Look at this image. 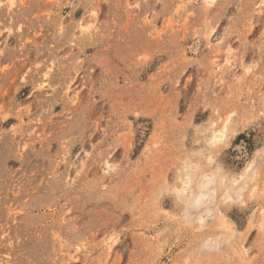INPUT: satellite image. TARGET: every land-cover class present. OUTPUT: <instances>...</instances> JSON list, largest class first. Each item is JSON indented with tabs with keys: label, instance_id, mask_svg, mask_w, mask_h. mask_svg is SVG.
<instances>
[{
	"label": "rangeland",
	"instance_id": "1",
	"mask_svg": "<svg viewBox=\"0 0 264 264\" xmlns=\"http://www.w3.org/2000/svg\"><path fill=\"white\" fill-rule=\"evenodd\" d=\"M0 264H264V0H0Z\"/></svg>",
	"mask_w": 264,
	"mask_h": 264
},
{
	"label": "bare ground",
	"instance_id": "2",
	"mask_svg": "<svg viewBox=\"0 0 264 264\" xmlns=\"http://www.w3.org/2000/svg\"><path fill=\"white\" fill-rule=\"evenodd\" d=\"M189 197V196H188ZM195 198V197H194ZM188 202V201H187ZM193 205V204H192Z\"/></svg>",
	"mask_w": 264,
	"mask_h": 264
}]
</instances>
